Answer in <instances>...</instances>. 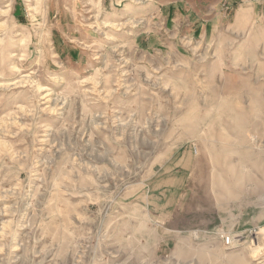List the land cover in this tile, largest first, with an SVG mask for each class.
<instances>
[{"label":"rangeland","instance_id":"374dc122","mask_svg":"<svg viewBox=\"0 0 264 264\" xmlns=\"http://www.w3.org/2000/svg\"><path fill=\"white\" fill-rule=\"evenodd\" d=\"M241 3L0 0V264H264Z\"/></svg>","mask_w":264,"mask_h":264},{"label":"crops","instance_id":"0c3cea01","mask_svg":"<svg viewBox=\"0 0 264 264\" xmlns=\"http://www.w3.org/2000/svg\"><path fill=\"white\" fill-rule=\"evenodd\" d=\"M241 6H243L241 8L242 9L244 8L245 9L244 11H247V13L250 15L249 18H254L255 20H257L260 26L261 24L262 26H264V0H243ZM255 8L257 10L256 13H255ZM234 16L236 18V14ZM197 18H200L202 20H207L208 18H213V16L209 17V15L202 14L201 17H197Z\"/></svg>","mask_w":264,"mask_h":264},{"label":"built area","instance_id":"2783aa9c","mask_svg":"<svg viewBox=\"0 0 264 264\" xmlns=\"http://www.w3.org/2000/svg\"><path fill=\"white\" fill-rule=\"evenodd\" d=\"M226 243L229 244V240H226Z\"/></svg>","mask_w":264,"mask_h":264}]
</instances>
